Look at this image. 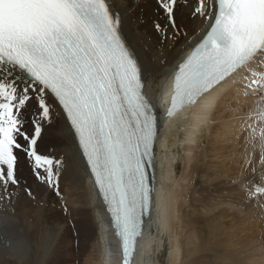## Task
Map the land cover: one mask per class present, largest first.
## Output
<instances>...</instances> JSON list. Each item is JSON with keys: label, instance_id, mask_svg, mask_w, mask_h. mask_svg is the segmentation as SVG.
Masks as SVG:
<instances>
[{"label": "snow or ice", "instance_id": "6c2138e0", "mask_svg": "<svg viewBox=\"0 0 264 264\" xmlns=\"http://www.w3.org/2000/svg\"><path fill=\"white\" fill-rule=\"evenodd\" d=\"M126 2L0 0V254L23 260L31 251L14 215L17 203L27 198L39 207L47 192L63 199L64 161L41 146L66 129L110 214L122 264H133L153 208L160 129L146 92L152 70L127 39L130 22L118 10ZM154 4L151 27L160 43L187 36L185 9L207 26L176 64L169 118L229 84L264 107V0ZM147 24L137 17V31ZM257 115L264 123V111ZM262 182L264 176L247 194L264 195Z\"/></svg>", "mask_w": 264, "mask_h": 264}, {"label": "bare ground", "instance_id": "6f19581e", "mask_svg": "<svg viewBox=\"0 0 264 264\" xmlns=\"http://www.w3.org/2000/svg\"><path fill=\"white\" fill-rule=\"evenodd\" d=\"M205 3H212V0H205ZM192 4L195 5V0ZM154 7L151 0H127L123 6L118 4V10L130 22L127 39L142 54L146 53L143 58L152 70L146 91L158 110L162 128L160 148L155 159L157 207L153 208L150 225L148 223L140 239L134 264H264V195L251 200L242 190L254 188V184L261 182L264 176V151L261 149L264 123L259 122L257 115L264 111V107L258 97L245 96L242 86L229 84L205 95L196 106H187L175 116L166 117V110L160 109L164 103L170 102V76L175 72L176 64L204 35L207 26L202 25L199 19L190 18L188 13L191 8L185 9L182 23L186 25L187 36H177L175 41L169 39L160 43L153 37L151 25L147 24L137 31V17L147 20L148 15H153ZM240 79L241 76L236 77L237 81ZM165 82V90L162 91ZM58 120L63 127V118ZM186 124L188 128H185L184 138L187 153L181 179L184 183H180L181 189H177L172 183L174 156L166 149L179 144L177 133ZM249 125L255 129L254 139ZM233 144L239 148L236 147L238 153L232 158L229 154L233 153L229 150ZM41 151L64 161L60 190L66 199L58 197L59 202H55L59 204L61 213L54 211L58 209L52 204L54 194L51 192L45 193L43 204L39 207L27 198L17 203L14 215L30 243L31 251L23 260L11 252L0 254V264H54L55 258L58 264L78 262L94 243H97L94 245H97L100 254L97 256L99 264H122L119 243L106 206L91 175L79 163L76 141L71 133L65 129L59 137L46 141ZM196 172L199 174L195 175ZM196 178L199 189L193 186ZM201 190L204 192L198 193ZM62 203H65L67 211ZM218 219H226L232 222L229 224L226 221L227 224L234 227L238 223L240 227H233L232 232L230 227H224L230 233L226 235L225 232L221 242H213L214 250L211 251L206 246L205 235L201 234L200 224L213 223ZM61 221L66 224L58 230L55 227L61 225ZM236 230H242L244 235ZM75 245L78 254L74 251ZM153 258L156 260L153 261ZM92 259L89 255L87 261Z\"/></svg>", "mask_w": 264, "mask_h": 264}, {"label": "rangeland", "instance_id": "374dc122", "mask_svg": "<svg viewBox=\"0 0 264 264\" xmlns=\"http://www.w3.org/2000/svg\"><path fill=\"white\" fill-rule=\"evenodd\" d=\"M152 1H154V0H151V2ZM147 21L148 22H151V19H152V15H148L147 16ZM148 25L150 26L151 24L150 23H148ZM156 40H158L159 38L154 34V36H153ZM165 48H167V45H165L164 46ZM169 55V54H168ZM165 66H167V65H165ZM164 66V68H166ZM249 101H247V103H248ZM223 120V119H222ZM188 126V124H186L185 126H182L181 128H183V129H179V132L177 133V138H179V140H180V142H179V144L177 145V146H171L169 149H166V150H170V152L172 151V153H173V156H174V159H173V172H172V176H173V174H174V176H173V179H172V183H173V186H174V184H175V186L174 187H177V189H179L180 188V183L181 184H183L184 182H181V179H182V173L184 172V168H185V156H186V153H187V151H186V142H185V128H186V130H187V127ZM250 128V127H249ZM252 129V128H251ZM251 129H249L250 131H252ZM256 135H257V133H256ZM258 136V135H257ZM256 137V136H255ZM184 143V144H183ZM167 146H169L168 145V143H167ZM234 147V148H233ZM239 148L238 146H234V144H233V146H231V148H230V150H229V152L230 153H233V154H229L230 155V157H234V154L236 155V153H238V152H236L237 151V148ZM173 148V149H172ZM203 148H204V146H203ZM232 149V150H231ZM234 149V150H233ZM174 151V152H173ZM231 151H233V152H231ZM165 153V152H164ZM193 154V153H192ZM182 168H183V170H182ZM197 174H199V173H197L196 172V174L195 175H197ZM178 177V178H177ZM181 177V178H180ZM196 181H197V178L195 179ZM183 181V180H182ZM196 181H194V182H196ZM177 183V184H176ZM178 184H179V186H178ZM197 184H199L198 183V181L196 182V183H194V185L193 186H195L196 187V189H199V185H197ZM177 185V186H176ZM182 186V185H181ZM181 189V188H180ZM246 189V190H245ZM243 188L242 190H244V191H246L247 193H248V190H249V188ZM227 190H225L224 191V193L226 192ZM201 192H204V191H198V193H201ZM197 193V194H198ZM199 195V194H198ZM247 196H249V195H247ZM261 196H263V195H260V197ZM62 197L64 198V199H66L65 197V194H62ZM250 197V196H249ZM259 196H256V197H250L251 198V200H252V198H258ZM55 198V199H54ZM54 198H53V200H52V204H53V206H55V208L56 209H58V206H59V204H56V203H58L59 202V199H58V197L57 196H55L54 195ZM206 199V198H205ZM204 199V200H205ZM57 200V201H56ZM208 200H209V198H208ZM208 200H205V201H208ZM56 202V203H55ZM66 203V202H65ZM65 203H62V205H63V208H64V204ZM55 204V205H54ZM262 207H263V205H262ZM54 211H57V212H60L61 213V210H54ZM219 220V219H218ZM218 220H216V221H214L213 223H210V222H204V223H201L200 224V230H201V234H202V236H204L206 239H207V244H206V246L208 247H210V249H211V251H213L214 250V245H213V242H221V237H223V236H225L224 235V233L225 232H227V233H225L226 235H228L230 232H232L233 230H234V228L235 227H240V225H238V223H235V224H237V225H235V227L234 226H232V225H229V224H232V222H228V220H226V219H223V220H225V221H222V219H220L219 221ZM221 221L222 222H224L223 224L221 223ZM229 223V224H227V222ZM62 223H61V225H58V226H56L55 228H57L58 230L60 229V230H62V228L64 227V225L66 224H64L63 222H65V221H61ZM151 222V221H150ZM217 222V223H216ZM220 222V223H219ZM226 222V223H225ZM206 223V224H205ZM204 224V225H203ZM207 224H209L210 226H208ZM221 226H220V225ZM150 225V224H149ZM213 225V226H212ZM234 225V224H233ZM205 226V227H204ZM216 226V227H215ZM220 226V227H219ZM230 227V232L228 233V231H226V229H227V227ZM152 227V226H151ZM150 227V228H151ZM207 227V228H206ZM210 227V228H209ZM224 227H226V229L224 228ZM231 227H232V229H231ZM234 227V228H233ZM149 228V229H150ZM222 228V229H221ZM207 229V230H206ZM218 229H219V231L220 232H218ZM229 229V228H228ZM240 229V228H239ZM203 230H204V232H203ZM150 231H151V229H150ZM210 231V232H209ZM224 231V232H223ZM242 230H239V232H238V230H236V232L238 233V234H243L242 232H241ZM152 232V231H151ZM151 232H149V233H151ZM203 233H205V234H203ZM207 234V235H206ZM222 235V236H221ZM244 235V234H243ZM214 238H213V237ZM214 239H216V240H214ZM70 239H68V241H69ZM218 240V241H217ZM68 243H70V242H68ZM71 243H72V241H71ZM94 244H97V243H94ZM93 244V247L91 246L90 248H89V250L85 253V255L83 256L82 255V257H80V259H79V261L78 262H74V261H71L70 263H68V264H89V263H91V264H99V257H97V256H99L100 254L98 253L99 251H98V247H97V245H94ZM70 246H72V244H69ZM73 247V246H72ZM77 246L75 245V247H74V251L76 252V254H78V251H76L78 248H76ZM67 254L65 253L64 254V256H66ZM92 256L93 257V259L91 260V262H89V261H87L88 260V256ZM65 258H67V256L65 257ZM98 259V260H97ZM54 261H55V263L54 264H58V263H56L57 262V258H55V259H53ZM154 260H156V259H154L153 258V261ZM87 261V262H86ZM89 262V263H88ZM153 263V262H152ZM155 263V262H154ZM153 263V264H154ZM52 264H53V262H52Z\"/></svg>", "mask_w": 264, "mask_h": 264}]
</instances>
